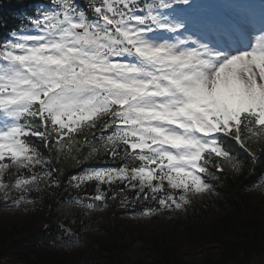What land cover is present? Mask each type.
I'll return each mask as SVG.
<instances>
[{
  "label": "snow or ice",
  "instance_id": "6c2138e0",
  "mask_svg": "<svg viewBox=\"0 0 264 264\" xmlns=\"http://www.w3.org/2000/svg\"><path fill=\"white\" fill-rule=\"evenodd\" d=\"M204 3L41 0L21 14L0 39L5 207L59 186L62 155L76 159L85 147L81 163L101 149L107 159L69 178L74 190L95 184L75 203L91 210L112 191L127 207L134 191L159 205L145 217L184 209L214 190L218 173H239L264 154V30L250 49L221 51L233 31L189 26Z\"/></svg>",
  "mask_w": 264,
  "mask_h": 264
},
{
  "label": "trees",
  "instance_id": "16d2710c",
  "mask_svg": "<svg viewBox=\"0 0 264 264\" xmlns=\"http://www.w3.org/2000/svg\"><path fill=\"white\" fill-rule=\"evenodd\" d=\"M88 151L85 147L76 159H73L75 153L62 155L60 174L68 169L73 174L76 166L84 164L81 162ZM239 155L242 160H247V153ZM258 156L255 163L248 161L239 173L226 170V173L217 174L219 178L214 183H218V192L206 199L207 204L213 205V215L193 223L188 221L187 229L181 232L185 235L183 237L176 234L175 227L168 226L163 213L143 216L138 223L119 221L118 204L114 201L107 210L97 209L96 216L90 217L79 211L81 228L76 233L86 231L89 238L84 251L68 252L50 243L46 248L40 247L29 239L32 234L27 236L31 227L29 221L19 231L26 237L12 246L15 257H19L21 264H254L255 260L260 263L264 258V194L254 192L253 184L259 185L260 177L264 176V154L258 153ZM100 159H107L102 149L96 154V160L86 162L85 166H91ZM93 184L86 185L84 195L94 194ZM114 186L113 190H116L117 186ZM68 189L57 186L34 191L33 209L42 207V213L48 216L53 212H56L53 216L66 212L62 206L66 196L73 194L72 189ZM142 200L134 199L138 204ZM8 237L4 227L0 228V251L3 254L8 251L7 247L4 248L9 243ZM187 242L198 247H210L211 252L198 260L184 259L187 251L177 249ZM193 250L197 249L194 247Z\"/></svg>",
  "mask_w": 264,
  "mask_h": 264
},
{
  "label": "bare ground",
  "instance_id": "6f19581e",
  "mask_svg": "<svg viewBox=\"0 0 264 264\" xmlns=\"http://www.w3.org/2000/svg\"><path fill=\"white\" fill-rule=\"evenodd\" d=\"M240 255H242V254H240Z\"/></svg>",
  "mask_w": 264,
  "mask_h": 264
}]
</instances>
